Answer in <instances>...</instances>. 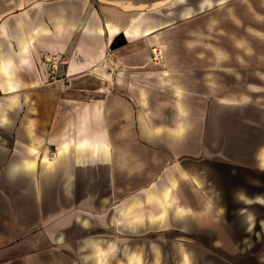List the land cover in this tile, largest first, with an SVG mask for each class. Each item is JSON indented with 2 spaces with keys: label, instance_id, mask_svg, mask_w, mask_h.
<instances>
[{
  "label": "crops",
  "instance_id": "obj_1",
  "mask_svg": "<svg viewBox=\"0 0 264 264\" xmlns=\"http://www.w3.org/2000/svg\"><path fill=\"white\" fill-rule=\"evenodd\" d=\"M255 250L264 0H0V264Z\"/></svg>",
  "mask_w": 264,
  "mask_h": 264
},
{
  "label": "rangeland",
  "instance_id": "obj_2",
  "mask_svg": "<svg viewBox=\"0 0 264 264\" xmlns=\"http://www.w3.org/2000/svg\"><path fill=\"white\" fill-rule=\"evenodd\" d=\"M255 253H257L260 256H264V250H259V251L255 250ZM73 256H74L75 260H77V262L79 264H81L80 262H82V259L77 254V251H74ZM203 256L204 255H201V257H199V259L197 258L195 260V264H230L228 261H226L225 258L219 256V254L216 255L215 258H213V257H203ZM147 260H149V259H147ZM177 262H178V260L177 259H173L171 256H170V259L167 260V264H177Z\"/></svg>",
  "mask_w": 264,
  "mask_h": 264
},
{
  "label": "built area",
  "instance_id": "obj_3",
  "mask_svg": "<svg viewBox=\"0 0 264 264\" xmlns=\"http://www.w3.org/2000/svg\"><path fill=\"white\" fill-rule=\"evenodd\" d=\"M152 61L156 64H160L164 60V53L160 47H154L152 52ZM54 66V65H53Z\"/></svg>",
  "mask_w": 264,
  "mask_h": 264
}]
</instances>
